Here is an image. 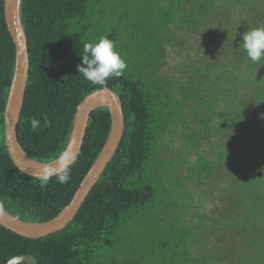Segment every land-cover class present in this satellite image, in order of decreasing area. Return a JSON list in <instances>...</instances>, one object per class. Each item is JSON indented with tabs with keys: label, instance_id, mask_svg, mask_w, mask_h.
Returning <instances> with one entry per match:
<instances>
[{
	"label": "trees",
	"instance_id": "16d2710c",
	"mask_svg": "<svg viewBox=\"0 0 264 264\" xmlns=\"http://www.w3.org/2000/svg\"><path fill=\"white\" fill-rule=\"evenodd\" d=\"M234 2L22 0L29 52L17 125L23 150L39 161L57 158L78 104L96 89L110 88L119 95L125 127L116 154L64 229L29 239L0 226V264L17 255H32L39 264H264V61L252 62L241 41L247 30L264 27V8L255 13L250 3L251 13L242 11L238 17ZM3 3L0 0V205L19 219L45 222L69 204L97 158L110 114L107 108L92 112L67 183L53 176L41 186L39 179L16 168L4 144L3 112L15 48ZM220 7L235 11L236 17L224 18L233 26L223 32L224 43L206 44L217 47L226 61L217 57L201 68V75L213 83L206 88L209 96L197 98L187 83L177 89L183 94L178 99L174 84L161 71L165 43L177 27L198 34L201 20L213 12L221 14ZM101 37L114 41L127 63L124 74L105 86L92 84L77 71L83 45ZM184 112L201 127L192 129V122L186 127ZM45 116L51 127H43ZM31 118L40 121L35 132ZM177 126L186 128L184 148L195 154L191 164L185 153V174L175 162L160 159L165 135ZM180 174L189 191L176 177ZM195 184L200 185L198 192ZM212 198L217 202L207 209Z\"/></svg>",
	"mask_w": 264,
	"mask_h": 264
},
{
	"label": "water",
	"instance_id": "95a60500",
	"mask_svg": "<svg viewBox=\"0 0 264 264\" xmlns=\"http://www.w3.org/2000/svg\"><path fill=\"white\" fill-rule=\"evenodd\" d=\"M21 2L22 0H4L3 3L4 21L15 48L13 77L3 112L4 144L16 168L25 175L39 179L45 171L60 170V157L63 153L75 157L70 163L72 166L81 152L92 112L98 108H107L110 114V128L102 149L69 204L54 218L45 222L22 220L0 205L1 227L23 238L38 239L61 231L76 216L90 191L116 154L124 133L125 114L121 98L116 92L110 88L96 89L86 95L78 104L68 140L57 158L50 161H39L30 157L23 150L17 136V125L29 75V52L27 36L21 20ZM6 264L39 263L37 258L32 255H17L10 258Z\"/></svg>",
	"mask_w": 264,
	"mask_h": 264
},
{
	"label": "rangeland",
	"instance_id": "374dc122",
	"mask_svg": "<svg viewBox=\"0 0 264 264\" xmlns=\"http://www.w3.org/2000/svg\"><path fill=\"white\" fill-rule=\"evenodd\" d=\"M250 3L254 4L253 8H255V13L258 12V10L261 11L264 8V0H235L234 4L232 5L234 9L237 8V12L238 9H240L238 17H241L243 15L242 11L246 12V14L251 13L252 10L250 9ZM214 4L215 6L217 5L215 2ZM219 12H221V14L218 12H213L212 15H207L205 20H201L200 30L198 34H195L190 30L180 29L179 27H177L175 31L171 33L172 40H167L165 43L164 50L162 51L163 61L161 63V71L162 74L169 78L174 84L175 89L173 90V93L176 94V97L178 99L182 98L183 94L180 92V89L178 91L177 89L181 87V85H185L187 83H191L193 87L191 93L194 92L195 94H197V98L202 97L203 99H205L207 95L209 96L210 93L206 90V88L213 87V83L209 80V78L206 79V76L201 75V68L212 65L217 57H219L223 62L226 61L225 59L220 57V54L217 52V47L215 49H212L211 45L208 46L206 44H210L212 41H221L222 43H224L223 32L233 26L230 22L224 20V18L227 19L228 16L236 17L235 11L231 8H228V10H226L223 9V7H220ZM238 17L233 22L234 26L238 25ZM211 49L214 53L210 52ZM229 67H233V64ZM242 74L243 73L239 74V77H241ZM216 81L217 78L215 79V82ZM236 84L239 88L245 89L246 87L242 86L240 82H236ZM190 103L193 105L196 102L190 101ZM184 114L185 118H187L186 127L190 126L191 122L192 129H199L201 127V124L197 122V120H191L186 112H184ZM184 132H187L185 127L177 126L171 128L169 134L165 135L164 137L161 149L165 150H163L164 153L160 156V159L164 162H168L171 160L179 165V170L182 171L183 174H185V171L181 166L182 159L185 158V153H188L184 148ZM203 147L212 151V148L208 145L203 144ZM187 156L190 159V163L193 164L195 154L190 152L187 154ZM201 176L206 175L202 173ZM176 177L180 179V184L182 185V187L189 191V187L182 184L181 177L184 176L180 174ZM194 186L195 192H198V187L200 185L195 184ZM216 191L217 190L213 191V193H211V196L215 195ZM197 196H199V193L197 194ZM216 202L217 200L215 198H212L207 202L206 208H214Z\"/></svg>",
	"mask_w": 264,
	"mask_h": 264
},
{
	"label": "clouds",
	"instance_id": "9594fccd",
	"mask_svg": "<svg viewBox=\"0 0 264 264\" xmlns=\"http://www.w3.org/2000/svg\"><path fill=\"white\" fill-rule=\"evenodd\" d=\"M242 47L246 55L254 63L264 61V27L251 28L242 34ZM82 63L77 65L79 75L94 85L105 86L109 79L121 77L127 67L126 60L116 50L114 41L101 37L96 43H85L81 55ZM33 132L40 129V121L36 118L30 120ZM43 127H51V121L44 117ZM74 156L63 153L60 157V170L45 171L39 177L41 186L48 184L53 175L61 184L70 179V163Z\"/></svg>",
	"mask_w": 264,
	"mask_h": 264
}]
</instances>
